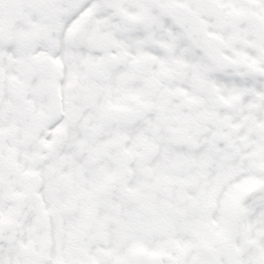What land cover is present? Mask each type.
<instances>
[{"label": "snow or ice", "instance_id": "snow-or-ice-1", "mask_svg": "<svg viewBox=\"0 0 264 264\" xmlns=\"http://www.w3.org/2000/svg\"><path fill=\"white\" fill-rule=\"evenodd\" d=\"M0 264H264V0H0Z\"/></svg>", "mask_w": 264, "mask_h": 264}]
</instances>
